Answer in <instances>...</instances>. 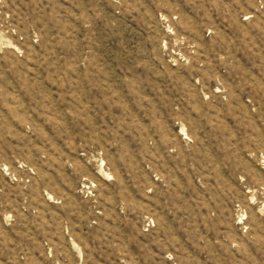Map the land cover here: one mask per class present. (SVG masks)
<instances>
[{
    "label": "rangeland",
    "instance_id": "374dc122",
    "mask_svg": "<svg viewBox=\"0 0 264 264\" xmlns=\"http://www.w3.org/2000/svg\"><path fill=\"white\" fill-rule=\"evenodd\" d=\"M0 264H264V0H0Z\"/></svg>",
    "mask_w": 264,
    "mask_h": 264
}]
</instances>
